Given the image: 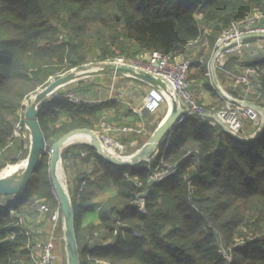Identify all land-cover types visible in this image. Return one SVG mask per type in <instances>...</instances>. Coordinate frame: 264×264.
Masks as SVG:
<instances>
[{
	"label": "trees",
	"instance_id": "obj_1",
	"mask_svg": "<svg viewBox=\"0 0 264 264\" xmlns=\"http://www.w3.org/2000/svg\"><path fill=\"white\" fill-rule=\"evenodd\" d=\"M254 11L264 13V0H0V148L11 139L25 99L63 71L113 56L135 58L154 49L176 55L201 38L209 49L198 56L207 60L221 32ZM257 63L264 68V59ZM194 68L210 84L206 66L193 60L188 83L200 80H190ZM258 91L257 103L264 108V72ZM111 106L51 98L38 113L44 140L54 142L74 129L93 130ZM59 116L68 121L48 127ZM13 141L5 158L25 142ZM161 144H167L166 150L140 162L136 170L105 162L90 146L79 145L87 152L83 162L91 156L99 160L91 164L90 175L86 170L78 175L75 191H69L79 255L86 252L79 247V237L85 235L110 264H264V130L257 138L241 140L219 125L189 118ZM76 149L64 148L62 161ZM161 159L176 170L150 184L146 162L163 170ZM47 163L42 155L22 193L0 206V264H29L26 238L9 211L28 215L21 207L30 197L57 206ZM129 178L141 183L140 191H148L144 214L129 212L135 205L127 195ZM82 180L86 186L78 193ZM105 185L114 193L99 205V222L81 228L82 214L98 206L93 188ZM221 246L231 253L230 263L218 253Z\"/></svg>",
	"mask_w": 264,
	"mask_h": 264
},
{
	"label": "built area",
	"instance_id": "obj_2",
	"mask_svg": "<svg viewBox=\"0 0 264 264\" xmlns=\"http://www.w3.org/2000/svg\"><path fill=\"white\" fill-rule=\"evenodd\" d=\"M199 18H201V16H199ZM254 35H260L263 37L245 39L248 36ZM263 59L264 13L259 11L249 13L243 19L231 22L229 26L221 32L213 45L210 59L208 64H206V70L204 73L205 77L209 80L211 89L214 90L222 100V106L215 111L207 110L202 103H198L193 98L188 88V74L189 68L192 65V60L182 55H174L162 50L154 49L135 58L125 56L108 57L102 61L94 63L93 65H95V68L93 70L102 68L103 66H112L132 68L147 73L154 78L162 80L166 86L167 92L172 95L176 107L184 110V114L177 118L174 124L175 127L189 118H194L197 119L200 124H206L211 127H215L216 125L221 127L224 126L230 133L235 134L240 138L248 139L244 138V124L246 122H251L253 124L254 131L252 130L253 133L249 137L257 138L261 115L251 105L245 104V102L259 106L257 103L260 98V92L258 89H260V77L264 72V68L257 62ZM229 61L234 63L237 70L236 73L229 78L227 85L231 94L227 93L228 98H224L217 90L214 80L219 84L217 80V72L219 73L222 71L225 64ZM118 77L119 76L116 75L111 76L110 92L106 98L90 99L80 97L74 91H62L60 93L55 91L52 98L57 97L72 104L84 103L101 105L106 100L120 98V94L113 93V86ZM55 93H57L56 96ZM233 93L235 94L234 97L232 96ZM166 94L167 93H161L156 89L151 88L143 94L140 106H133L129 103L128 108L135 115H139L141 112L155 114L164 104H166L169 109L171 102ZM26 100L27 99L23 102L24 109ZM24 109L19 110L17 113L18 119L13 123L11 138L25 140L27 139V136L29 137L28 130L22 122ZM97 125L98 132L95 134L102 147L108 153L109 151H113L117 157L121 158L129 157V155L125 143L117 141L118 137H123L128 134L145 136L148 133L144 128L135 127L130 124L117 125L110 123L105 115L101 116ZM173 130L174 128L165 136L164 140L168 141ZM86 143H88V141H86ZM11 144L12 143L9 140L0 149V156L4 154V150ZM166 148L167 144L164 145V151ZM46 154L49 155L48 150H46ZM79 155L85 157L87 156V152L81 151ZM97 161L96 156L89 157L85 168L88 175H90L91 172V164ZM159 164L164 168L163 170H158V167L152 169L148 168L146 170L145 174L148 183H159L176 170L174 165H167L162 159ZM86 182L87 181L85 180L81 181L77 189L78 193L83 192ZM136 183L139 186L141 185L138 181H136ZM63 185L67 190L68 185H65L64 183ZM133 203L135 205L133 208L129 209V212L135 211L139 214L145 213V198H139ZM6 205L7 200H5V202H0V206ZM99 209L100 206H97L96 210L98 211ZM39 211L49 213L50 221L53 223L51 233L47 235L44 242L37 244L34 241L30 230L28 228H22L21 232L26 238L23 249L27 252L29 264H57L58 255L55 252L56 236L53 232L55 229L54 224L57 223L61 217L59 205H57L55 209L49 211L47 206L39 204ZM13 212L14 211H10V214L14 215ZM19 221L22 222V218H19ZM133 235L138 236L135 231L133 232ZM98 247V244L92 243L90 250L83 254L84 256L80 259L79 264H110L99 256L100 251L97 249ZM218 253L227 261V263L231 262V253L226 250L224 246H221L218 249Z\"/></svg>",
	"mask_w": 264,
	"mask_h": 264
},
{
	"label": "water",
	"instance_id": "obj_3",
	"mask_svg": "<svg viewBox=\"0 0 264 264\" xmlns=\"http://www.w3.org/2000/svg\"><path fill=\"white\" fill-rule=\"evenodd\" d=\"M263 36L254 35L248 36L245 39H255L261 38ZM252 49V48H250ZM125 76L133 78L135 80L144 82L156 89L161 93H167L171 105L169 106L166 116L159 122L156 129L142 145V147L133 155L121 158L114 157L109 154L100 144L97 139L96 134L90 129H74L64 135L60 136L55 140L48 148V175L51 181V194L53 198L59 205L62 219H63V229H64V239H65V253L67 264H79L80 255L78 250V245L75 237L74 230V212L70 201L67 190L65 189L63 182H61L59 177V171L61 168V151L69 144V140L74 135H82L87 138L86 141H81L83 144H87L95 150L97 156L103 159L105 162L111 163L119 167H134L140 162L147 160L150 156L156 154L159 145L163 143L165 136L174 128L177 118L184 114L182 108H177L172 95L167 92L164 82L160 79L154 78L151 75L144 73L142 71L134 70L132 68L126 67H112L103 66L102 68L96 70L82 71V72H68L62 76L57 77L52 80L46 87L38 91L33 96L26 100V105L23 113V125L27 128L30 138V149L25 161L24 167L21 169L19 174L9 180L0 181V197H10L18 196L26 188L27 184L32 179V176L36 172L42 155L46 154V142L43 137V133L38 122V113L40 106L50 100L55 91L64 87L67 84L80 80L85 77H99V76ZM214 80V78H213ZM214 84L217 90L222 94L224 98H228V95L222 90V88L214 80ZM245 104L251 105L256 111L261 115L260 127L258 130V136H260L264 130V108L252 105L247 102ZM222 129L233 136L234 138L241 140H250L253 138L243 139L239 136L230 133L226 127L222 126ZM128 190L127 195L132 202H136L139 198H145L148 195V191H140V186L135 182V180L129 178L127 180ZM107 244L106 247H110Z\"/></svg>",
	"mask_w": 264,
	"mask_h": 264
},
{
	"label": "crops",
	"instance_id": "obj_4",
	"mask_svg": "<svg viewBox=\"0 0 264 264\" xmlns=\"http://www.w3.org/2000/svg\"><path fill=\"white\" fill-rule=\"evenodd\" d=\"M92 79L94 81L93 83H97L94 85V87H97L98 89L97 88L91 89V87H89V89L86 90V92H83L82 94H84V96H86L85 98H90V99L106 98L110 92L109 89H110L111 80H112L111 76H99L97 78L94 77ZM77 81H79V80H77ZM73 87H77V86H73ZM151 88H152L151 86H149L148 84H146L144 82L135 80L133 78L125 77V76H119L116 79L115 84L113 86V93L114 94H116V93L120 94V98L111 99L108 101L106 100L105 102L111 103L112 106L109 107L108 109L104 110L103 113H101V115L99 116V119H100L102 115H105L107 120L113 124H117V125L130 124V125H133L135 127L144 128L148 132L147 136H138V135H134V134H128L126 136L117 138L118 142H123L126 144L131 143V146H133L135 144V142L139 143V145L136 149L128 152L129 156L136 153L142 147V145L146 142V140L150 137V135L153 133V131L156 129V127L158 125L157 124L158 120H157L156 124L154 125L153 122L156 121L155 120L156 118L154 120H152V118H154V116H152L151 114L141 112V114L135 115L128 108L129 103L132 104L133 106H140L141 98H142L141 93L143 95L146 91H148ZM61 89H63V87ZM194 89H195L196 97L198 98V100L201 103H203L205 105L214 104L215 99L212 97V94L202 84H199V86L197 88L194 87ZM105 102H103V103H105ZM158 112L161 113V116H159V119H160L159 122H160L161 119L164 116H166V114L168 112V106L166 104H164ZM158 112H156V113H158ZM147 115H149V116H147ZM58 120L59 121H57L56 123L49 122L48 127H52L53 125L58 126V124L60 122H67L68 121V119L64 116H59ZM98 120L94 124L93 130H92L94 133L98 132V125H97ZM143 138H145V139H143ZM86 140L87 139L84 137L77 136V137L70 139L68 141L69 144L64 147L65 149H69L72 146L77 147L76 150H74V151L70 150L67 153V160L65 163L61 159L64 182H66V184L68 185V189H67L68 194H69V191L70 192L75 191V187L77 185L76 179H77L78 175L81 174L82 172H85L86 163L83 162V159L85 157L80 156L79 153L81 151H84L82 148H80V146H81L80 144L83 145V143L81 141H86ZM131 148H133V147H131ZM96 163H99V160H98V162L94 163L95 165H98ZM102 167H105V165H103ZM134 167H136V166H134ZM140 168L142 169L143 167L141 166ZM139 169L137 168V170H139ZM93 191H94L93 202L96 203L98 206L101 205L109 196H111L114 193V190L110 185H105V186L100 187V188L95 187V188H93ZM40 202L42 204V201L39 200V203ZM41 213L44 214L43 212H40L39 214L42 215ZM44 218L43 219L41 218V220H37L36 218L33 220H30V222L27 226V228L30 230V232L34 238V241L37 244L42 243L46 240L47 235H49L51 233V229L53 227V223L50 221L49 216H47V218H45V219ZM27 220H28V218H27ZM98 222H99L98 221V211L96 209H94L92 211H88V212H85L82 214L81 219H80V226L82 228V227L86 226L87 224H97ZM54 227H55V229H54L53 234L56 236L55 252L57 254H59L58 255L59 256L58 264H62V261H64V256H65V239H64L62 215H61L60 219L58 220V222L54 224ZM92 243H93V240H91L88 236L80 235V237H79V245L80 246L79 247L82 249V251L84 249L86 251H89Z\"/></svg>",
	"mask_w": 264,
	"mask_h": 264
},
{
	"label": "rangeland",
	"instance_id": "obj_5",
	"mask_svg": "<svg viewBox=\"0 0 264 264\" xmlns=\"http://www.w3.org/2000/svg\"><path fill=\"white\" fill-rule=\"evenodd\" d=\"M198 19H200L199 18V16L197 17ZM204 36V35H203ZM201 42H202V44H201ZM183 49V50H182ZM208 45H207V41H204V39H199L197 42H193V43H191L190 45H187V46H185V47H183V48H181L178 52H177V55H182V56H184V57H187V58H189V59H191V60H193V61H197L198 60V63L199 64H202V65H204V66H206V64H208V62H209V59H210V56H209V58L207 59V60H204V56H198V54H200V53H203V54H206V53H208ZM96 63V62H95ZM94 64V62H90V63H86V64H83V65H80V66H77V67H74V68H70V69H67V71H63L62 73H60L59 75H58V77L59 76H62V75H64V74H66V73H68V72H71V71H73V72H82V71H89V70H92V69H94L95 68V65H93ZM236 70H237V67L236 66H234V63L232 62V61H229V62H227L226 64H225V66H224V68H223V70L222 71H220L219 73L217 72V80H218V82H219V86L222 88V90L227 94H231L230 93V90H229V88H228V82H229V78L234 74V73H236ZM197 72H200L199 71V68H194V69H192L191 70V72H190V80H191V76H197L198 77V79H200V80H197V81H195V82H192V81H189V85H188V88H189V91L191 92V94H192V96H193V98L196 100V101H199L198 100V98L196 97V93H195V89H194V87H198L199 86V84H202L211 94H212V97L215 99L214 100V104H210V105H205V104H203L204 106H205V108L207 109V110H209V111H215L216 109H218V108H220L221 106H222V100H221V98H217V93L214 91V90H212L211 89V87H210V84H208V82H207V80L203 77V75H199V74H197ZM57 78V77H56ZM92 78H94V77H85V78H81L79 81H75V83L74 82H72V83H70V84H67V85H65L64 87H63V89L62 90H57L56 92L58 93H60V92H62V91H65V92H67V91H74L76 94H78L80 97H86V96H84V94H82L83 92H86V90H88L89 89V87H91V89H95V88H97V87H94V85L95 84H97V83H93L94 81H93V79ZM95 78H97V77H95ZM100 79V78H99ZM98 79V80H99ZM51 80V79H50ZM48 81V83L46 84V86L52 81ZM54 80V79H53ZM205 84H207V85H205ZM45 86V87H46ZM73 86H77V87H73ZM44 88V87H43ZM43 88H41V89H38V90H36L34 93H32L29 97H31V96H33L34 94H36L38 91H40V90H42ZM61 89V88H60ZM98 89V88H97ZM57 93H55V96H56V94ZM238 93V92H237ZM59 95V94H58ZM141 96H143L142 95V93H141ZM219 96V95H218ZM232 96L234 97L235 96V94L233 93L232 94ZM28 97V98H29ZM27 98V99H28ZM99 99V98H98ZM250 99H252V98H250ZM152 116H154V118H152V120H154L155 118V120L156 121H154L153 123H154V125L156 124V122H157V120H158V123H159V116H161V113L160 112H158V113H155V114H151ZM147 116H149V115H147ZM158 117V118H157ZM157 123V124H158ZM253 124L251 123V122H246L245 124H244V131H245V135H244V138H251V137H249V136H251L252 135V133H253ZM13 129V128H12ZM253 130V131H252ZM28 132V131H27ZM12 134V133H11ZM148 135V133L145 135V136H147ZM15 139H20V138H11L10 139V141H11V145L8 147V148H6L5 150H4V154L2 155V156H0V170L1 169H3L5 166H7V165H9V164H12L13 162H12V159H14V158H16V162L17 163H21L22 161H26V159H27V156H28V153H29V149H30V138L27 136V139H25V142H24V145L21 147V149L14 155V156H9V157H6L5 158V154L7 153V151L9 150V148H11V146L13 145V140H15ZM143 139H145V138H143ZM142 140V139H141ZM46 142V150H48V148L50 147V145L53 143V141L52 142H47V141H45ZM141 142V141H140ZM133 143V142H132ZM125 145H126V147H127V153L128 152H130V151H132V150H134V149H136L137 147H138V145H139V143L138 142H135V144L133 145V146H131V143H129V144H126L125 143ZM131 147H133V148H131ZM131 148V149H130ZM1 149V148H0ZM156 152H158V154H160L161 152H164V147H162V144L159 146V148L157 149V151ZM49 158V156L47 155V154H45L44 155V158ZM146 161V160H145ZM16 162H14V163H16ZM24 164V163H23ZM22 164V165H23ZM146 164H148L147 165V168H149V169H152L151 168V163H150V161L149 162H146ZM145 164V165H146ZM61 168H62V165H61ZM60 168V171H59V177H60V180H62L63 181V183L66 185V182H64V176H63V168L61 169ZM128 169L129 170H133V169H135L134 167H130V166H128ZM136 170V169H135ZM141 170V169H140ZM61 181V182H62ZM68 187V186H67ZM6 198H10L9 196L8 197H5V198H2V197H0V202H5V199ZM15 197H12L11 198V200H13ZM53 200H55L54 198H52ZM40 201H42V204H44L45 206H47L48 207V209H49V211L51 210V209H55L57 206H53L52 204H51V202H46V201H44V200H40ZM39 204H41V202L39 203V200L38 201H36V200H34L33 199V197H30L29 198V200L26 202V205H23L21 208L22 209H24V208H27L26 210H25V213H27L28 215H21V214H17L18 212L16 211V210H13V209H11L10 211H14L13 212V214L14 215H11V216H15L14 218L16 219V225L17 226H19L20 227V229H22V228H27V226H28V224H29V222H30V220H33V219H37V220H41V218L43 219L44 217L45 218H47V216H49V213H44V214H42V215H40L39 213ZM27 205H28V207H27ZM57 205H58V203H57ZM3 208V207H2ZM9 211V212H10ZM47 216H46V215ZM28 218V220H27V218ZM19 218H22V222H20L19 221ZM44 218V219H45ZM12 236L13 235H11L10 237L12 238ZM25 243V242H24ZM57 255H59V254H57ZM84 255L82 254V255H80V257H83ZM81 259V258H80ZM58 260H59V256H58ZM57 264H58V261H57ZM62 264H67V259H66V253H65V256H64V261H62Z\"/></svg>",
	"mask_w": 264,
	"mask_h": 264
},
{
	"label": "bare ground",
	"instance_id": "obj_6",
	"mask_svg": "<svg viewBox=\"0 0 264 264\" xmlns=\"http://www.w3.org/2000/svg\"><path fill=\"white\" fill-rule=\"evenodd\" d=\"M77 136L84 137L82 135H78L77 134V135L72 136L71 139L74 138V137H77ZM84 138H86V137H84ZM109 153L112 156L117 157L116 154L113 151H109ZM23 163L25 164L24 161H22L21 163H17V162L16 163H12V164H9V165L5 166L3 169H1L0 170V181H6V180H9V179H12V178L16 177L19 174V172L21 171V169L24 167Z\"/></svg>",
	"mask_w": 264,
	"mask_h": 264
}]
</instances>
